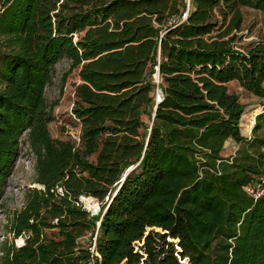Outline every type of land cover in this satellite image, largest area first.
<instances>
[{
  "label": "trees",
  "instance_id": "obj_1",
  "mask_svg": "<svg viewBox=\"0 0 264 264\" xmlns=\"http://www.w3.org/2000/svg\"><path fill=\"white\" fill-rule=\"evenodd\" d=\"M245 6L264 12V0H0V202L23 137L42 185L14 217L28 235L3 264H82L98 221L100 264L137 261L141 239L152 264H264V136L240 133L244 106L227 88L264 97V42H235ZM61 59L81 79L78 142L48 127Z\"/></svg>",
  "mask_w": 264,
  "mask_h": 264
},
{
  "label": "rangeland",
  "instance_id": "obj_2",
  "mask_svg": "<svg viewBox=\"0 0 264 264\" xmlns=\"http://www.w3.org/2000/svg\"><path fill=\"white\" fill-rule=\"evenodd\" d=\"M243 22L240 31L237 32V38L235 42L240 47V50H245L246 46L252 42H264V12L258 11L250 7H242ZM56 70L53 77V81L46 86L45 96L48 101L57 102L53 107L54 119L49 123L50 131L53 137L57 138H71L77 142L78 134H80L81 126L79 122L74 118L73 111H71L75 95L74 90L76 84L81 82L78 75V69L68 72L69 64L67 59H61L56 63ZM67 73V74H66ZM152 82L155 83L153 90V99L155 102L158 94V83L160 77L157 75L156 68L150 75ZM227 88L230 92L234 91L239 96V101L243 104V113L239 119L240 133L249 139L255 136H264V117L259 119V126L255 131L252 127L255 123V116L264 112V97H259L251 93L249 90H244L238 85L236 80H232L227 83ZM143 120L146 125H150V122L146 115H143ZM227 141V140H226ZM224 142L223 148L220 151L221 155L230 158L236 154L238 143L234 140L231 142ZM8 182L5 188V194L0 202V264H3L4 257L8 251H11L12 247H19L23 244L28 232L16 235L14 231V217L24 208L27 200L28 189L33 187H42V185L36 180V159L34 153L31 151L29 144L24 141V137L21 140V152L17 157L15 164L11 167L8 173ZM262 188L257 183L254 186L248 188L249 192L255 188ZM93 205H97V208L91 207L88 201ZM85 207L91 211V214L96 215L100 211V203L97 199L91 196H85L83 199ZM94 211V213H92ZM52 221L56 222L55 219ZM149 229V228H147ZM156 228L155 230H159ZM55 232L56 229H53ZM93 234L86 232L81 238L80 245L87 246L92 240ZM175 241V239H174ZM173 241V242H174ZM185 260H181V262ZM183 262V264H185Z\"/></svg>",
  "mask_w": 264,
  "mask_h": 264
},
{
  "label": "built area",
  "instance_id": "obj_3",
  "mask_svg": "<svg viewBox=\"0 0 264 264\" xmlns=\"http://www.w3.org/2000/svg\"><path fill=\"white\" fill-rule=\"evenodd\" d=\"M80 140V134H78V138H77V142ZM60 191H62V189H60ZM252 194L254 195V197L258 196L259 194L262 193V188H255L253 190H251ZM85 195H80L79 197V201H81L83 203V199H84ZM85 206V204H84ZM92 213H94L92 211ZM55 221L57 222V218H55ZM100 222H97V228L95 233L93 234L92 240L90 242V244H88L86 247L87 249L90 251V254L88 255V257L82 262V264H100L99 262V257H100V253L99 251L96 250V238H97V229L99 226ZM25 243V241L23 242V244ZM143 244V240H135L133 241V250L136 252H139L140 256L139 259L135 262H132L130 264H152V262L150 261V259L147 256V253L145 252L144 249H141V246ZM177 247V245H175ZM181 261V260H180Z\"/></svg>",
  "mask_w": 264,
  "mask_h": 264
},
{
  "label": "water",
  "instance_id": "obj_4",
  "mask_svg": "<svg viewBox=\"0 0 264 264\" xmlns=\"http://www.w3.org/2000/svg\"><path fill=\"white\" fill-rule=\"evenodd\" d=\"M155 68H156V71H157V75H158V66H155ZM158 93H160V95H157L156 96V99H155V102H154V106H153V108H154V111H155V109H156V104L162 99V97H163V92L161 91V88H158ZM154 116V112H153V114H152V117ZM94 212V211H93Z\"/></svg>",
  "mask_w": 264,
  "mask_h": 264
},
{
  "label": "bare ground",
  "instance_id": "obj_5",
  "mask_svg": "<svg viewBox=\"0 0 264 264\" xmlns=\"http://www.w3.org/2000/svg\"><path fill=\"white\" fill-rule=\"evenodd\" d=\"M157 95H160V93H158ZM87 202H89L90 206L91 207H94V209L97 208V205H93L92 202H90V198H88V201Z\"/></svg>",
  "mask_w": 264,
  "mask_h": 264
},
{
  "label": "crops",
  "instance_id": "obj_6",
  "mask_svg": "<svg viewBox=\"0 0 264 264\" xmlns=\"http://www.w3.org/2000/svg\"><path fill=\"white\" fill-rule=\"evenodd\" d=\"M232 140L231 139H227V141L226 142H231ZM236 143V142H235ZM237 144V143H236Z\"/></svg>",
  "mask_w": 264,
  "mask_h": 264
}]
</instances>
